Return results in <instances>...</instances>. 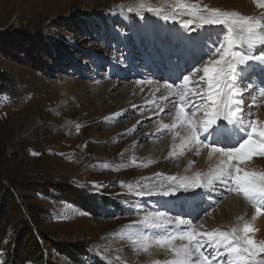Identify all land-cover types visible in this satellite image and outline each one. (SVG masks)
<instances>
[{
    "label": "rangeland",
    "instance_id": "374dc122",
    "mask_svg": "<svg viewBox=\"0 0 264 264\" xmlns=\"http://www.w3.org/2000/svg\"><path fill=\"white\" fill-rule=\"evenodd\" d=\"M156 1L0 0V73L8 80L0 93V182L10 180L14 184L0 193V264H35L29 258L34 238L42 246L47 264H144L139 256L144 243L138 228L141 214L123 200L127 196L122 195L121 185L126 177L120 167L125 162L117 158L131 148L126 161L132 164L135 156L147 153L158 143L148 139L136 148L130 147L144 122L121 134L128 130L137 112L108 121L111 110L106 102L99 103L100 93L107 81L129 82L142 78L145 72L181 90L183 76L188 81L203 78V69L213 66L217 45L213 40L223 43L229 28L217 24V35L207 42L211 54H202L197 60L193 57L200 49L188 54L183 45L172 49L173 42L160 47L163 52L172 50L170 57L158 54L159 46L151 50L156 45L150 35L139 38V32L133 33L138 23L156 17L165 23H181L186 19L183 15H198L205 0H163L159 10ZM222 14L205 13L221 18ZM189 26V36L194 35L195 24ZM211 32L210 28L204 34L213 35ZM123 40L131 44V49ZM133 49L130 63L126 53ZM233 50L246 54L242 45L236 44ZM230 59V55L224 59L225 65ZM254 61L250 58L238 63L235 76L241 69L242 86L252 85L251 95L261 98L262 105L264 65ZM117 63L127 69L113 65ZM94 81L98 90L90 88ZM235 85L236 77L233 88L237 90ZM202 95L193 96L196 103L204 102ZM203 113H196L194 124H205ZM80 121L82 127L78 126ZM221 135L223 141H229L226 132ZM211 145L217 147L216 143ZM181 188L171 191L185 195L186 187ZM79 192L91 197L93 205L76 200ZM199 197L201 205L206 200L214 201L208 195ZM220 201L221 197L217 203ZM205 211L196 210L197 218ZM196 216L175 213L173 218L195 221ZM244 236L241 231L239 238ZM246 236L260 245L253 231ZM133 243L134 247H129ZM64 247L72 250L73 256L66 254ZM261 257L264 253H259L256 260ZM225 260L229 263L227 257Z\"/></svg>",
    "mask_w": 264,
    "mask_h": 264
},
{
    "label": "bare ground",
    "instance_id": "6f19581e",
    "mask_svg": "<svg viewBox=\"0 0 264 264\" xmlns=\"http://www.w3.org/2000/svg\"><path fill=\"white\" fill-rule=\"evenodd\" d=\"M162 1L163 0H157L155 2L156 9H162ZM200 6L203 10H200L198 15H191L192 17L183 15L182 17L186 19L181 23H179V21L165 23L157 17L151 21L147 19L141 20L136 28L133 29V33L136 34L139 32V38L140 35H150V39L155 42L154 46L156 45L153 49L151 47V50L158 49V46L160 49L163 44L169 42H173V44H170L172 49L182 45L179 41L174 40L173 37L178 33L189 35L188 32L191 29L189 25L193 23L196 28L195 34L199 30H201L199 32L205 33L211 28L214 34L210 35V37L213 38L214 35H217V29L215 27L218 25H202V21L199 17L204 15L205 18H208L209 15L206 16L205 13H210L212 9H217L219 10L218 12L228 14L221 15L226 21L233 19L237 13L243 17H251V23L255 24V35L251 37L253 47L249 49L247 42L243 44L237 43V45H242V48L244 46V51L246 52L245 55H250L252 57L264 56V44L260 42V39L264 38V0H205ZM187 19L191 20L185 21ZM222 25L230 27L229 23ZM233 31L237 37L248 36L246 32H242L240 25H235ZM227 35L228 32H226V36ZM138 37H136V39H138ZM126 43L127 42L123 40V44L125 45ZM223 43L226 46V40ZM220 44L221 43L218 42L216 45V53L214 61L212 62L220 60L222 56L224 59H227L228 57V55H225L224 49L220 48ZM130 45L131 44L127 43V49H131ZM207 45L209 46L208 43ZM134 51L135 50L133 49L126 53L128 59L131 60L130 63L132 62V59H134ZM169 52L172 53V50ZM169 52H163L161 50L158 51V54L162 53L165 54V56L170 57L171 53ZM202 54V51H198L195 55L197 57L194 56L193 60H197ZM255 60L256 61L253 59L254 62L258 63V59ZM258 64L264 65V62ZM113 65L115 67H127L123 66V63H120V65ZM132 67L138 69L133 63ZM242 75V70L238 69V73L235 76V86L238 90V94L234 99H242L243 103L240 106L236 122L229 124L227 120L223 119L224 113L221 111L220 118L217 119L215 125L206 126L208 124H201L199 126L194 124L197 129V136L200 143H197L190 138L189 133L186 132L189 125L182 120L177 119L176 111L181 106V103H183L185 111L191 120L197 115L196 113L202 114V112L205 113L206 119H209L208 112L211 110L210 104L208 107H202L194 113L189 111L191 105L196 103V98H193V96L199 95V93L205 94L208 91L207 77L205 75L203 78L192 77L193 79H189L188 83L182 87L185 92V99L183 102L180 101L179 96L175 95L176 92L180 91V88L178 91L172 86L171 88H165L164 85L170 83L161 79L160 76L157 78L158 80L155 79L152 73L149 72H145L144 75H142V78L137 77L136 80L132 79V81L129 82L113 80L105 83L98 101L100 104L106 102L111 110L108 116V121L120 119L131 111L137 112V116L134 117L133 122L130 123L131 125L127 128L128 130L121 131V134L135 130L144 122L142 125L143 130L138 136H135L132 139L130 147L136 148L139 144H143L148 139L158 143L155 148H150L147 153L135 156L132 164L126 161L127 157L132 152L131 148H127L126 151H124V154L117 158V161L122 163L125 162L122 165V168L120 167V172L125 173L126 177L124 179L125 182L123 181V184L121 185V189H123L122 195L125 197L127 196L126 198H123V200L125 202L127 201V204H131V210L141 214L139 216L138 225L140 226L138 228L141 230L140 233L142 234V241L144 243L142 244V249L139 251V256L143 258L144 264H165L166 261L171 262L176 259L174 252L170 250L167 245L161 247L159 244L155 243V237L152 235L154 231L160 233L166 231L176 234L180 231L190 230L193 231L194 234H201L217 229L232 233V230L236 229L235 238L240 244H242V239L239 238V234L244 226L247 225L252 229L258 243L260 245L264 244V201H261L258 204L254 203L251 199L245 198L242 193L235 190L230 192L228 190L229 187H233L231 181L228 186H225L221 180L215 179L222 170L228 169L229 164L240 167L242 172L248 171L264 174V155L257 153L252 155L251 158L229 159L228 157L223 156L222 153L212 152V148L215 146L208 144L210 141L214 140V137H217L218 148L228 150L232 147H239V144L247 139L245 137L246 135L244 136L239 132V129L244 131L243 127L245 126L239 122L240 119H244L245 124L254 123L258 131L264 129V103L261 105L262 99L251 95L252 91L250 89L252 87L249 88V86H247L244 88L242 86L244 80V75ZM148 80H151L152 84H148ZM138 81L141 83H137ZM95 85V81L92 82L90 85L91 90H98ZM246 85L247 84H245V86ZM157 89H159V91H157ZM170 92L172 95H169ZM202 96L204 99V95ZM234 107L235 106H233V108ZM249 109H251L250 113L248 112ZM83 125L84 124L81 121L78 124L79 127H82ZM163 125H168L169 127L164 128ZM221 132L227 133L229 141H223ZM247 132H250V128L247 129ZM255 138L256 137L253 136V139ZM233 140L237 145L232 144ZM222 161H224V163H222ZM232 170L234 173V168ZM132 173H135V175H131ZM197 174L200 175L202 185L207 183L209 177L214 178L213 184L208 187H195L194 181ZM105 175L108 174L106 173ZM152 175H155L154 181L149 182ZM168 177H175L176 179L170 180ZM106 178L109 180L108 177ZM158 178H162L164 181ZM182 181L184 182V187H186L185 195L178 193L176 190L171 191V188L179 189L183 187L181 186ZM191 186H194V188H191ZM199 195H202L203 197L206 195V198H213L214 201L210 202L209 200H206V202L201 205ZM220 197L223 199V202L221 203L220 201L218 204L217 200L220 199ZM206 205H209L208 208ZM257 206L263 210L257 212ZM150 209L154 212H149ZM206 209L208 211H205L201 215L202 218H197L199 213L196 216V210L201 211ZM157 213L163 214L159 216L160 220L171 221V223H168L165 229L146 230L144 223L145 218L148 217L149 220H151ZM175 213L178 215L185 214L189 217L196 216V220L189 221L188 219H178V217L177 219L173 218ZM191 219L194 220L193 217ZM177 220L184 221L185 223L177 225ZM135 236H138V233H135ZM172 243L173 245L179 246L182 243L187 244L188 241L177 239ZM134 244L135 243L129 245V247H134ZM201 251L208 255L213 249L205 243L203 244ZM221 257L223 258V261L226 257L228 258L226 250H222L217 254L218 259ZM209 258L211 259V257ZM249 259L251 260V258ZM261 260H264V257H261L260 261ZM213 264H216V261H213ZM223 264L229 263L225 260ZM252 264H255V262H252Z\"/></svg>",
    "mask_w": 264,
    "mask_h": 264
},
{
    "label": "snow or ice",
    "instance_id": "6c2138e0",
    "mask_svg": "<svg viewBox=\"0 0 264 264\" xmlns=\"http://www.w3.org/2000/svg\"><path fill=\"white\" fill-rule=\"evenodd\" d=\"M143 7V5H141ZM131 10V9H129ZM219 10L212 9L211 12L215 14ZM223 15H228L224 13ZM199 19L202 21V25H217L229 23L228 35L225 37L226 46L224 43L220 44V48L224 49L225 55H230L231 59L228 61L227 65L224 63V57L222 56L220 60L215 61L212 67H205L203 69L205 76L207 77V87L208 91L204 94V103H193L189 109L191 112H195L202 107H208L211 105V110L208 112L209 119L205 121V124H215L217 119L220 118V113L223 111V119L227 120L229 124L236 122L238 112L240 111V106L243 100H236L234 97L237 96L238 90H234L233 82L235 81V69L237 63H245L248 59H258L264 62V56L252 57L250 55H243L239 52H234L232 49L237 43L247 42L248 48L253 47L251 37L255 35L254 28L255 24L251 23V17H243L240 14L226 21L220 16L205 18L200 16ZM191 23V22H189ZM235 25H240L242 32L248 34L247 37L240 36L237 37L234 34L233 28ZM174 40L179 41L186 53L190 54L194 49H200L204 55L211 54V50L207 47V41L211 39L210 36H206L203 32L197 31L195 35H185L183 33H178L173 37ZM218 40H213V43H218ZM260 42L264 44V38L260 39ZM203 44V48L200 46ZM180 79V77H177ZM183 81L185 84L188 83V77L183 76ZM137 83H141L138 81ZM148 84H152L151 80L147 81ZM175 83V81H173ZM165 88H171V84H165ZM251 85H249V88ZM159 91V89H157ZM169 95H172L170 92ZM179 96L180 101L183 102L185 99L184 90H180L175 93ZM261 95H264V90L261 91ZM233 106H235L233 108ZM251 112V109L248 110ZM177 119L182 120L184 123L188 124L189 127L186 132L189 133L190 138L200 143L197 136V129L194 122L189 118L185 111V106L181 103V106L176 111ZM246 132L248 138L239 144V147H232L228 150L213 147L212 152L222 153L223 156L229 159L237 158H251L254 154L264 155V129L259 130L254 125V123L245 124L244 119L239 121ZM164 128H168V125H163ZM250 128V132L247 129ZM253 136L256 138L253 139ZM207 146V145H205ZM224 163V161H222ZM234 168V173L233 169ZM170 180H175V177H168ZM213 177H209L206 184H201L200 175L197 174L194 185L199 188L201 186L208 187L213 184ZM215 179L221 180L225 186H228L229 182L233 183V187H229V191H237L242 193L245 198L251 199L254 203H259L264 201V174H258L256 172H248L241 170L240 167L229 164L227 170H222ZM181 186H184V182H181ZM167 194V193H166ZM260 207L257 206L256 211L260 212ZM162 213H157L153 216L151 220L148 217L145 218V229H165L168 223L171 221H162L159 216ZM184 221L177 220V225L184 224ZM243 233L245 236L242 237L243 243L240 244L235 238L236 229L232 230V233L225 231H220L219 229L201 233L194 234L193 231H180L176 234L169 232H153L152 235L155 237V243L159 244L161 247L167 245L170 250L174 252L176 259L171 262H165V264H223V258H217V254L222 250L227 251L229 264H264V261H257L256 257L259 253H264V244L257 245L254 240L248 239L246 234L252 229L245 225L243 228ZM188 241L187 244H180L179 246L173 245L174 240ZM208 244L213 251L206 255L201 251L203 244ZM211 257V259L209 258ZM251 258V260L249 259Z\"/></svg>",
    "mask_w": 264,
    "mask_h": 264
},
{
    "label": "trees",
    "instance_id": "16d2710c",
    "mask_svg": "<svg viewBox=\"0 0 264 264\" xmlns=\"http://www.w3.org/2000/svg\"><path fill=\"white\" fill-rule=\"evenodd\" d=\"M8 83L7 77L4 74L0 73V93H2L5 90V87ZM12 181L10 180H5V181H1L0 182V193H2V189L6 188L7 186H11L14 185L11 183ZM75 196L77 197L76 200L80 201V203H86L89 207L92 206L93 204L90 203L89 199H91V197H86V195H84L83 193H76ZM85 207H88V206ZM34 238V237H33ZM32 252L30 253L29 258L31 259V261H33L35 264H47V261L44 262V250L42 248V246L40 245V243L37 241V239H33V243H32ZM65 253L72 255L74 254V252L72 250H70L67 247H64Z\"/></svg>",
    "mask_w": 264,
    "mask_h": 264
},
{
    "label": "clouds",
    "instance_id": "9594fccd",
    "mask_svg": "<svg viewBox=\"0 0 264 264\" xmlns=\"http://www.w3.org/2000/svg\"><path fill=\"white\" fill-rule=\"evenodd\" d=\"M210 145V144H209Z\"/></svg>",
    "mask_w": 264,
    "mask_h": 264
}]
</instances>
